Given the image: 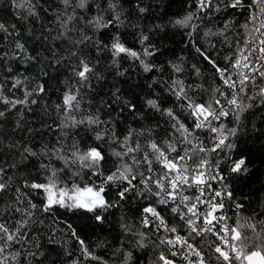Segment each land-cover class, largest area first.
Returning a JSON list of instances; mask_svg holds the SVG:
<instances>
[{
	"label": "trees",
	"instance_id": "1",
	"mask_svg": "<svg viewBox=\"0 0 264 264\" xmlns=\"http://www.w3.org/2000/svg\"><path fill=\"white\" fill-rule=\"evenodd\" d=\"M197 2L85 0V7L79 8V0H73L72 7L65 8L62 0H0V112L4 113L0 116V183L6 185L5 190H0V224L19 238V242L4 246L6 250L0 255L3 264H162V249L171 248L160 244L164 236L150 222L143 223V209L148 206L187 232L207 257L228 264L215 252L217 235L190 234L171 213L169 204L155 203L161 197L138 184L140 173L146 177L152 173L147 171V164H137L132 159L134 156L142 161L144 153H149L159 175L160 166L155 163L150 145L157 143L163 150L166 141L174 143V121L150 108L147 101L155 100L161 110L173 109L179 121L192 131L186 103L181 108L169 89L175 87L178 91L183 86L196 103L206 104L213 95L222 98L223 92L231 90L205 56L217 68L231 73L235 59L255 36L250 17L252 10L259 12V8H225L221 0H214L201 11ZM110 3L116 5L114 10L109 8ZM242 3L247 6L252 0ZM140 8L145 11L141 13ZM117 14L119 21L113 20L107 28L88 24L97 17L107 23ZM189 14L192 19L187 27L175 23ZM69 15H75L78 22L73 21L68 27L75 24L79 31L67 35H86L95 45L109 47L112 38L118 36L126 48L141 54L152 70L145 72L138 60L126 54L117 57L113 64L106 49L93 44L81 49L57 39L64 31L62 22ZM144 36L148 40L142 44ZM145 47L155 54L143 55ZM81 59L92 69L86 73V81L75 75L83 70ZM174 65L183 71L175 72ZM177 80L181 84L173 85ZM255 83L264 84V80L257 76ZM65 93L76 96L70 109L64 104ZM25 100L26 103H18ZM77 102L79 108L75 107ZM129 103L135 105L134 112L127 108ZM239 103L216 123L219 131L215 135L226 137L225 144L233 147L217 149L212 157L231 190L229 208L240 253L235 264H249L248 256L253 252L264 257V95L259 87L249 86L240 94ZM70 116L77 120L98 118L100 123L73 127ZM232 129H236L235 135H230ZM98 132L104 139L95 138ZM188 140L190 143H178L175 152L166 154L175 160L187 150L190 158L179 163L186 164L187 173L193 177L200 160L209 157V144L214 142L206 129L195 130ZM73 141L80 153L91 148L101 151L105 157L100 168L103 175H91V169L77 166L65 168L63 161L55 158L57 149L70 155ZM137 143L140 150L122 159L113 154L124 152L129 146L135 148ZM202 147L205 151H199ZM241 158L246 160L247 171L233 173L231 167ZM125 163L132 167V174L137 177L133 184L144 195L130 192L121 200L116 194L119 182L105 185L104 197L110 206L94 212H73L58 205L44 212L46 193L29 186L48 182L51 172L41 168V164L63 169L57 174V186L69 188L73 182L81 187L99 185ZM75 171L80 172L79 177L72 176ZM97 214L102 221L95 220ZM163 254L169 256L167 251Z\"/></svg>",
	"mask_w": 264,
	"mask_h": 264
},
{
	"label": "snow or ice",
	"instance_id": "2",
	"mask_svg": "<svg viewBox=\"0 0 264 264\" xmlns=\"http://www.w3.org/2000/svg\"><path fill=\"white\" fill-rule=\"evenodd\" d=\"M214 0H198V10H203L204 8H208L213 4ZM62 3L64 4L65 8H71L73 4V0H62ZM221 3L225 8H245L246 10L259 8V14L264 15V0H252V3L245 6L242 3V0H221ZM20 7H23V5H20ZM79 8L85 7V0H79V3L77 5ZM116 5L109 4L110 9H115ZM219 10V9H217ZM74 11V9H73ZM139 11L143 13L145 11L144 8H140ZM30 14L31 9H30ZM192 19V15L189 14L185 19L183 20H177L175 23L177 25H181L184 27L188 26V22ZM257 17L254 15L250 18V21L255 23ZM102 18L97 17L93 21H88V24L92 25L95 28L104 27L107 28L109 24L113 22V20L119 21V15L110 18L107 23L101 22ZM77 21L78 18L75 15H69L67 17V20L62 22V28L64 29L63 32L60 33V35L57 37V39H65L67 43L81 46V49L83 46H86L87 44H93L94 47L103 48L109 51L112 55V62L113 64L116 63V58L120 57L121 54H126L127 56L133 58L134 60H138L139 63L143 66L144 71L148 72L152 70V66L150 64L145 63L144 59L142 58L141 54H139L136 51H132L128 48H126L119 40V37H113V42L111 43L110 47L100 44L95 45L94 41L91 37H88L86 35H81L79 38H73L70 35H67V33L72 31H79V29L76 28L75 24H73L72 28H69V23ZM3 25H0V28H2ZM261 29H264V20L260 21L259 27L256 28L257 32L261 33V36H264V31H261ZM148 37L144 36L142 37L141 43L143 44L144 41H147ZM261 43L264 44V40H261ZM198 52H201V50L198 48ZM260 53H264V47H257V48H248L247 53H241V56L245 63L242 65L243 68H249L251 65V68H249L250 72L255 73V75L249 76L245 74L243 71L238 72L237 74L242 77V79L239 81L240 87L237 89L236 82L233 81L232 83H229L231 81V76H225V72L227 69L221 70L216 67L215 62L212 61L210 58L205 56L206 59H209V63L213 65L216 72L219 73L220 78L223 80L224 85L228 87L229 89L233 90V98L228 100L229 104H236L235 97L244 93L245 89L249 86L251 87H259L260 88V94L264 95V84H256V77L259 76L262 80H264V55H260ZM154 51L150 50L148 47H145L143 50V55L145 56H152L154 55ZM202 55H204L203 52H201ZM73 56L76 55L75 52L72 53ZM231 59V58H230ZM79 63L83 66V70L76 71L75 75L80 78L81 81H86L88 77L86 76V73H90L92 69L88 66V64L83 60H79ZM260 63L261 68L256 69L255 64ZM174 70L177 73H180L183 71L182 68H180L177 65H174ZM233 67L240 68L241 67V59L236 58L235 62L233 64ZM121 75L123 73H120ZM181 84L179 80L173 81V85ZM173 95L176 97L177 101H180V107L184 108L185 103L186 107L189 110L188 116L191 117V125H192V131L189 130L188 126H186L184 123L180 122L179 119L175 116L173 109H164L161 110L159 106L157 105L155 100H148L147 104L150 108L155 109L157 111H161L162 115H166L170 118V120L174 121L171 125L175 137L174 143H168L167 147L165 149H161L158 147L157 143H151L150 147L153 150L152 155L154 156L155 163L160 166V174L157 175V169L153 167V159L149 158V153L145 152L143 156V160H136L133 156L132 159L135 163H145L147 164V171L149 173H152L151 176H145L143 173H140V178L138 180V184L143 185L144 189L151 193L152 195L156 197H161L162 193L167 198L157 199L155 203L168 205L170 203L175 204L176 206L171 207V213H173L175 216L178 217L179 221H183L185 225H192L194 222L191 219L190 216H186L183 211V209L187 210V213H191L193 215H196L194 212V209L196 208V204L193 203L190 207L185 202H189L191 200H195L197 203L201 202V197L205 195V189L200 188V185L204 183L203 177L204 173L199 171V168L203 167L207 164V161L205 159H201L199 164L197 165L196 175L192 177V182H189V177L187 175H184L185 172L188 171V167L186 164L180 165V168L178 169V163L180 161H186V159L190 158L187 150H185V154L178 156L175 158L176 162H173V160L168 159V156L166 153L168 152H175L176 151V144L183 143L185 141H188L190 143V140L188 138L193 135L195 130H201V129H207L209 138L214 142V147L211 149V151L215 152L217 149L220 151H223L224 148H232L233 145L231 143L225 144L226 137H218V128L214 126V121H218L221 117L228 115L225 111H223V108L221 107L219 111L215 107H213V104L219 105L220 101L219 99H216L213 95L210 97V99L207 101V103H196L191 97L187 95L185 92L183 86L179 88L177 91L175 87L169 89ZM72 101H76L75 95H69L68 93H65L64 97V104L67 106V108H72ZM27 101H19L18 103H26ZM5 103H8V101H5ZM32 103H35V101H32ZM15 104H13V107ZM127 108L130 111H135L136 107L134 104H127ZM59 107V106H58ZM76 108H79V102L75 104ZM4 115V113L0 112V116ZM69 119L71 120L72 126L77 127L82 124H88V125H94L99 124L100 121L98 118H92L87 117L85 119L77 120L74 116H70ZM222 127V125H221ZM236 129L230 130V135H235ZM132 133H129V136H131ZM97 140L104 139V136L102 133H97L96 137ZM127 138H125V141ZM113 142H116L115 139H113ZM140 150V145L137 143L136 147L133 148L131 146L126 147V150L124 152H116L114 151V155L118 158H123L125 156H128L131 153H134L136 151ZM199 151H205V149L202 147L199 149ZM70 155H65L60 149L55 150L54 156L56 159L62 160L65 168H71L73 166H77L79 168H87L91 169L92 172L91 175L100 176L103 175V173L100 171L101 163L105 160V157L102 155L101 151L97 148H91L87 150L84 153H80L79 147L75 141H73L70 149H69ZM34 154V153H33ZM246 160L245 158L239 159L237 162H234V166L231 167V171L233 173H240L241 171L246 172L247 168L245 167ZM219 167V165H217ZM41 168L46 169L51 172V175L47 177L48 182L47 183H32L30 184V188L35 190H43L44 193H46L45 196V202L43 211L48 212L54 205H58L59 207L65 208L69 211H85V212H94L96 209H106L110 206L109 202L105 200L104 193H105V185L111 186L114 182H119L120 186L117 188V197L121 200L125 199L128 194L131 192L132 195H144L143 192H138L137 187L135 184H133V181L137 179L135 175L132 174V167L128 165L127 163L123 164L122 167H118L116 171L111 172V174L107 175L103 182L99 185H84L81 187L79 184L73 182L72 186L69 188H65L63 186H57L56 177L58 172L63 171V169H57L54 167H51V165H44L41 164ZM0 171H3L0 169ZM175 173V175H173ZM80 172L75 171L72 172L73 177H79ZM211 179L215 180L216 176H213ZM165 181L168 182L170 185V188H165ZM126 183V186H125ZM153 185L155 187V191H153ZM210 187V185H209ZM6 185L3 183H0V190H5ZM192 188H198L200 189L199 195H193L188 196L184 195V191H187L188 189ZM213 195L215 197H220L221 192L219 191H213ZM230 195V193H229ZM31 207H36V205H31ZM215 207V205L213 206ZM237 207H240V205H237ZM19 211V209H17ZM145 213H151V216L154 218L152 220V223L155 224L156 231L160 230L161 225L164 223L162 219H160L159 214L155 210L154 207L148 206L143 209ZM206 215H211V213H208ZM95 220L102 221V217L97 214L94 216ZM159 221V223H156V221ZM143 223L147 225L149 223V218L145 217L143 220ZM202 223H206L209 225L207 229H203L201 225H198L197 227L201 228V231H197V227L190 228V234L195 233L197 236H200L203 234L204 231L211 232L212 231V221L208 219H203ZM23 226V224H21ZM170 232L175 233L177 232V228L172 227L170 229ZM73 236L76 234L73 232L71 233ZM237 237H234V239ZM181 240V237L178 235L176 236L175 241L168 239L165 240L164 238H160V244L164 245H175L177 242ZM13 242H19V238L9 234V229L5 227L3 224H0V255L4 253L6 250L4 246L13 243ZM81 245H83V241H80ZM142 246V245H138ZM188 248H192V244H187ZM164 251H167L172 258H166V256L163 254ZM215 251L220 254V256L223 257L224 261L229 260V256L221 251L220 247H216ZM131 253H129V256ZM177 252L173 251L172 249L164 248L162 249V253L159 255V261H162L163 264H174V258L176 257ZM196 256H199L200 254L197 252L195 253ZM258 254L253 252L252 256H257ZM239 258V254H237L236 259ZM7 257H4V260H6ZM249 260H251V257H248ZM0 264H3V260H0Z\"/></svg>",
	"mask_w": 264,
	"mask_h": 264
},
{
	"label": "built area",
	"instance_id": "3",
	"mask_svg": "<svg viewBox=\"0 0 264 264\" xmlns=\"http://www.w3.org/2000/svg\"><path fill=\"white\" fill-rule=\"evenodd\" d=\"M254 15L257 17L256 22L255 23L252 22L253 27H254L255 36L249 40V43L245 46V48L241 52L244 54L247 53V49L250 47H252V48L264 47V44L261 43V40H264V36H261V33L256 31V28L259 27L260 21L264 20V15H260L258 11L252 10L251 17ZM261 31H264V29H261ZM241 53H240V56L238 57L239 59H241V67L240 68L233 67V70L231 73H229L228 71L225 72V76L230 75L232 78L231 81H229V83H232L233 81L236 82L237 89H239V87H240L239 81L242 79V77H240L237 74L238 72L243 71L245 74H247L249 76L255 75V73L249 71V68H251V65L249 66V68H243L242 67V65L245 63V61L243 60ZM260 55H264V53H260ZM255 68L260 69L261 64L256 63ZM221 70H224V69H221ZM230 90H231L230 97L226 96L228 91L223 92L222 98L220 97V99H219L220 104L214 106L217 109V111H219L220 108L222 107L223 111L226 112V110L231 105L228 103V100L233 98V90L232 89H230ZM236 103L239 104V100L236 99ZM218 121H214V126H216V123ZM210 141H211V139H210ZM213 147H214V145L212 143H210L209 144V157L206 159L207 164L204 165L203 167H201V169L199 170V171L204 173V177L202 178L204 182L207 180L206 176H205L204 169L208 166L216 165V163L214 162L213 157H212L213 151H211V149ZM173 162H176V161L173 160ZM179 168H180V165L178 163V169ZM173 175H175V173H173ZM184 175H187L189 177V182L191 183L192 177L190 176V174L185 172ZM165 188L166 189L170 188V185L168 184L167 181H165ZM199 191H200V189H198V188H192V189H188L187 191H184L183 194L191 197L193 195H199ZM162 195H164V194L162 193ZM227 196H228L227 192H221V196L218 198L215 197L214 195H212L209 198L202 199L201 202H199V203H197L195 200L185 202L186 204H188L189 207L193 203L196 204V208L194 209V212L196 213V215H193L191 213H187V210L182 208L183 213L186 216H190L194 223L192 225H185L183 221H181V222H183V225L185 226L184 227L185 230L187 229L190 231V228L197 227L198 225H201L203 229H207L209 227V225L206 223H202V221L205 218L210 220L213 217L212 231L210 233H214L219 238V242L215 246V248L220 247L221 251L225 252L229 256V260L226 261L228 264H235L236 260H237L236 256H237V254H239V256H240V253L237 250V238L234 239V237H237V230H236V227L233 223V213H230L227 210V208H228V203H226ZM214 205H215V207H213ZM173 206H176V205L173 204ZM221 206H223V208ZM217 208H221V209L219 211H216L213 214V216L212 215H206L208 213H211V211H213L214 209H217ZM159 216H160V219H162L164 222L161 225L159 231L163 234L165 240L171 239V240L175 241L176 236L179 235L181 237V240L179 242H177L175 245H169L173 251L177 252L176 257L174 258V264H220L216 259H211L210 257H207V255L195 244V242L192 240V237L190 235H188L187 232L179 230V228L176 225L168 222V220L166 218H164L162 215L159 214ZM146 217L149 218V222L156 229L155 224L152 223V220L154 218L151 216V213H146ZM156 223H159V221L157 220ZM172 227L177 228V232H175V233L170 232V229ZM197 231H201V228L197 227ZM205 232H207V231H204L203 233H205ZM193 234H195V233H193ZM189 243L193 245V247L191 249L187 247V244H189ZM197 252L200 254L199 256L195 255V253H197ZM217 254H219V253H217ZM166 258H172V257H170V255H169V256H166Z\"/></svg>",
	"mask_w": 264,
	"mask_h": 264
},
{
	"label": "bare ground",
	"instance_id": "4",
	"mask_svg": "<svg viewBox=\"0 0 264 264\" xmlns=\"http://www.w3.org/2000/svg\"><path fill=\"white\" fill-rule=\"evenodd\" d=\"M230 95H231L230 93H227L226 96L230 97ZM235 98L237 100H240V95L236 96ZM239 104L238 103L231 104L229 106V108L226 110V113H229L233 108L237 107ZM171 160H173V159H171ZM174 161H176V160H174ZM179 165H180V163H179ZM204 171H205V176H206L207 180L200 185V188L205 189V195L201 197V200L209 198L210 196H212L213 195V191L227 192L228 193V196L226 198V203H228L227 210L230 213H232L231 208H229L230 198H231V190L228 187L227 183L225 182L224 177L222 176V173L220 172L219 167H217V164L216 165H212V166H208V167H206L204 169ZM213 176H216L215 180L211 179ZM209 185H210V187H209ZM229 193H230V195H229ZM162 198H167V197L165 195H162L161 199ZM169 206H170V208L173 207V204L171 203V200H170ZM221 207L223 208V206H221Z\"/></svg>",
	"mask_w": 264,
	"mask_h": 264
},
{
	"label": "rangeland",
	"instance_id": "5",
	"mask_svg": "<svg viewBox=\"0 0 264 264\" xmlns=\"http://www.w3.org/2000/svg\"><path fill=\"white\" fill-rule=\"evenodd\" d=\"M258 255L257 256H252V253L250 254L251 260L248 259V261H250L251 264H264V257L259 253V252H255Z\"/></svg>",
	"mask_w": 264,
	"mask_h": 264
},
{
	"label": "water",
	"instance_id": "6",
	"mask_svg": "<svg viewBox=\"0 0 264 264\" xmlns=\"http://www.w3.org/2000/svg\"><path fill=\"white\" fill-rule=\"evenodd\" d=\"M221 208H217V209H214L213 211H211V215L213 216V214L216 212V211H219ZM211 221L213 220V217L210 219Z\"/></svg>",
	"mask_w": 264,
	"mask_h": 264
},
{
	"label": "crops",
	"instance_id": "7",
	"mask_svg": "<svg viewBox=\"0 0 264 264\" xmlns=\"http://www.w3.org/2000/svg\"><path fill=\"white\" fill-rule=\"evenodd\" d=\"M248 262H249V264H251L250 261H248Z\"/></svg>",
	"mask_w": 264,
	"mask_h": 264
}]
</instances>
